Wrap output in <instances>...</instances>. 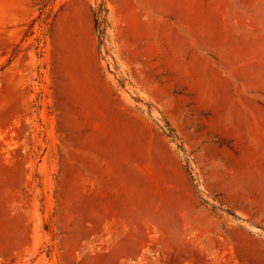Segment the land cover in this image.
I'll use <instances>...</instances> for the list:
<instances>
[{"label":"rangeland","instance_id":"obj_1","mask_svg":"<svg viewBox=\"0 0 264 264\" xmlns=\"http://www.w3.org/2000/svg\"><path fill=\"white\" fill-rule=\"evenodd\" d=\"M0 0V264H264V0Z\"/></svg>","mask_w":264,"mask_h":264},{"label":"trees","instance_id":"obj_2","mask_svg":"<svg viewBox=\"0 0 264 264\" xmlns=\"http://www.w3.org/2000/svg\"><path fill=\"white\" fill-rule=\"evenodd\" d=\"M41 1H43V4H42V10H43V8H45L52 0H41ZM104 5H105L104 0H101L100 4L98 5V8L96 9L94 13L95 26L99 34H103V29H102V25L104 22L103 12L106 11Z\"/></svg>","mask_w":264,"mask_h":264}]
</instances>
